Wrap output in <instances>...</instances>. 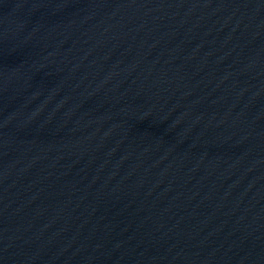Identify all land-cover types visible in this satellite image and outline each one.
Wrapping results in <instances>:
<instances>
[{
  "label": "water",
  "instance_id": "1",
  "mask_svg": "<svg viewBox=\"0 0 264 264\" xmlns=\"http://www.w3.org/2000/svg\"><path fill=\"white\" fill-rule=\"evenodd\" d=\"M0 264H264V0H0Z\"/></svg>",
  "mask_w": 264,
  "mask_h": 264
}]
</instances>
